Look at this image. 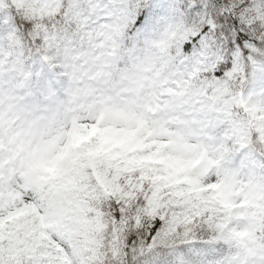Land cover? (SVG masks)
<instances>
[{
    "label": "snow or ice",
    "instance_id": "obj_1",
    "mask_svg": "<svg viewBox=\"0 0 264 264\" xmlns=\"http://www.w3.org/2000/svg\"><path fill=\"white\" fill-rule=\"evenodd\" d=\"M0 264H264V0H0Z\"/></svg>",
    "mask_w": 264,
    "mask_h": 264
}]
</instances>
